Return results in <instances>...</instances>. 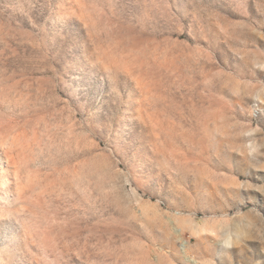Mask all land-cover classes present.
I'll return each instance as SVG.
<instances>
[{
  "label": "rangeland",
  "instance_id": "rangeland-1",
  "mask_svg": "<svg viewBox=\"0 0 264 264\" xmlns=\"http://www.w3.org/2000/svg\"><path fill=\"white\" fill-rule=\"evenodd\" d=\"M0 264H264V0H0Z\"/></svg>",
  "mask_w": 264,
  "mask_h": 264
}]
</instances>
